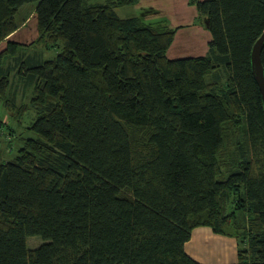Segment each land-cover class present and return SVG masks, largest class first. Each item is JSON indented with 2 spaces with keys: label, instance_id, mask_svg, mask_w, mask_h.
<instances>
[{
  "label": "trees",
  "instance_id": "trees-1",
  "mask_svg": "<svg viewBox=\"0 0 264 264\" xmlns=\"http://www.w3.org/2000/svg\"><path fill=\"white\" fill-rule=\"evenodd\" d=\"M90 1L0 0V42L37 2L35 43L60 48L25 69L38 137L0 160V264H200L185 245L203 226L236 240L235 264H264V105L251 63L264 0H189L211 39L205 55L177 59L166 21L116 13L138 0ZM12 44L0 52L10 107V74L25 63ZM221 66L225 82L208 81ZM29 236L43 241L29 248Z\"/></svg>",
  "mask_w": 264,
  "mask_h": 264
},
{
  "label": "rangeland",
  "instance_id": "rangeland-1",
  "mask_svg": "<svg viewBox=\"0 0 264 264\" xmlns=\"http://www.w3.org/2000/svg\"><path fill=\"white\" fill-rule=\"evenodd\" d=\"M109 0H91V4H103ZM139 1V0H138ZM182 0H141L137 2V5L130 7V5L120 6L125 7L119 9L121 15H127L128 17H138L146 24L156 25L159 22H167L171 27L181 22L187 21L193 15L196 14L197 8L195 5L190 4V11L181 13ZM189 2V0H188ZM37 2H29L22 5L17 14V20L19 22H25L21 24V27L3 41L0 42V52L7 49V47L13 45L12 43H18L20 46V52L22 55V62L24 61L21 71L15 70L11 72V86L8 92L7 99L13 103L14 107L6 105L3 99H0V160L10 161L12 160L18 150L24 145V141L27 138H37L38 134L32 131L31 126L36 119V109L30 104V98L33 93V84L29 81V76L26 68L31 65H38L45 60L54 59L60 52V48H49L44 44H36L38 39L37 29V17L35 14ZM157 8H154L153 6ZM152 7V8H151ZM119 8V7H117ZM187 8V7H184ZM198 14V11H197ZM171 21V22H170ZM176 29V39L170 46V50L167 53V57L170 59L186 58L192 56H203L201 54V48L208 49V41L211 39V33L206 26L204 17H198L195 21V25L191 27H185L183 31L181 28L174 27ZM204 31V34L202 33ZM181 31V32H180ZM182 33V34H181ZM209 39V40H207ZM200 53V54H199ZM16 55H9L6 58V65L16 62ZM25 58H28V63ZM18 63V61H17ZM227 70L224 66H221L207 78L208 81L224 83L227 78ZM24 105V109L21 112L18 110L20 106ZM232 230V228H231ZM221 238H215L214 240L205 241L202 238H198L192 245L186 246L187 249L192 246V253L203 254V250H208L210 247H220V249H226L225 255L221 256V260L230 263V259L234 256L233 247L226 246L229 236L219 235ZM42 239L39 236H29L27 238V245L29 248L37 247L42 243ZM236 241V240H235ZM237 243V242H236ZM206 246V248H204ZM186 249V250H187ZM199 255V254H197ZM215 254H203L205 261L208 264L217 263ZM200 256V255H199Z\"/></svg>",
  "mask_w": 264,
  "mask_h": 264
},
{
  "label": "crops",
  "instance_id": "crops-1",
  "mask_svg": "<svg viewBox=\"0 0 264 264\" xmlns=\"http://www.w3.org/2000/svg\"><path fill=\"white\" fill-rule=\"evenodd\" d=\"M139 1H141V0H139ZM138 1V2H139ZM181 4H182V7L183 8H181V13H184V12H188V11H190V10H188L190 7H189V5H190V3L188 2V0H182L181 1ZM135 5H137V3L136 4H134V5H132V6H135ZM131 5H130V7H132ZM153 6V5H152ZM125 7H127V6H125ZM125 7H119V8H116L115 10H116V13L121 17V18H127L128 16L127 15H121L120 13H119V9H121V8H125ZM184 7H187V8H184ZM152 8V7H151ZM154 8H157L156 6H153V10H154ZM199 17V14H197V11H196V14L195 15H193L191 18H189L187 21H184V22H181V23H179V24H177V25H172L171 24V27L172 28H174V27H178V28H181V31H183V29H185V27H191V26H194L195 25V21H196V19ZM19 22V21H18ZM171 22V21H170ZM25 22H19V27H18V29L21 27V24H24ZM17 29V30H18ZM180 31V32H181ZM204 31L205 30H203V34H204ZM179 34V33H178ZM177 33H175V36H174V40L176 39V36L178 35ZM182 34V33H181ZM12 35V34H11ZM207 40H209V39H207ZM210 41V40H209ZM208 41V42H209ZM172 47V46H171ZM169 50H170V48H169ZM168 50V51H169ZM207 51H208V49L207 48H205L204 49V47L203 48H201V54H206L207 53ZM168 53V52H167ZM200 54V53H199ZM7 67V65L4 67V68H6ZM15 71V70H14ZM226 237H228V236H226ZM198 238H202V239H204L205 241H210V240H214L215 238H221V237H219V235L218 234H215V233H213L212 232V230L209 228V227H207V226H203V227H197V228H195L194 230H193V232H192V235H191V238H190V240L186 243V245H185V249H187L186 248V246L187 245H189V244H193ZM229 240H227V242H226V246H229V247H233L234 249H233V252L235 251V257L233 256L231 259H230V263H226V261H223V260H221V256L222 255H225V253H226V249L224 248V249H220V247H216V246H214V247H210L208 250H203V254H209V255H211V253H213V254H215L214 255V257L216 258V261H217V263H215V264H235L236 262H237V243H236V241H235V239L234 238H232V237H230V238H228ZM204 248H206V246H204ZM186 252L192 257V258H194L197 262H199L200 264H208L207 262L208 261H205V259H204V256H203V254H200V253H192L193 251H192V246H190V248L189 249H187L186 250ZM197 254H199V255H197Z\"/></svg>",
  "mask_w": 264,
  "mask_h": 264
},
{
  "label": "water",
  "instance_id": "water-1",
  "mask_svg": "<svg viewBox=\"0 0 264 264\" xmlns=\"http://www.w3.org/2000/svg\"><path fill=\"white\" fill-rule=\"evenodd\" d=\"M263 45H264V31L262 35L258 38V40L255 42L253 46L252 54H251L253 75L259 86V89L262 95L263 105H264V69H263V64L261 60V51H262Z\"/></svg>",
  "mask_w": 264,
  "mask_h": 264
}]
</instances>
